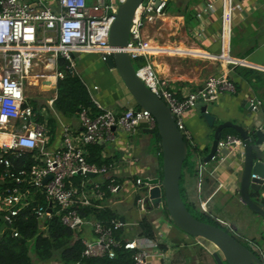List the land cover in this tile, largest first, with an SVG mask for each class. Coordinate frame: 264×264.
I'll use <instances>...</instances> for the list:
<instances>
[{"label":"built area","instance_id":"2783aa9c","mask_svg":"<svg viewBox=\"0 0 264 264\" xmlns=\"http://www.w3.org/2000/svg\"><path fill=\"white\" fill-rule=\"evenodd\" d=\"M125 2L57 0L53 7L47 0H0V212L4 213V220L10 226L14 218L32 204L36 195H42L45 205L33 207L42 230L46 229L45 221L55 214L61 215L63 225L72 230L91 227V238L83 237L84 232L78 237L84 245L85 257L115 259L117 251L123 249L132 253L134 264H151L153 258L165 256L158 239L140 236L127 239L123 234L117 235L125 227L120 218L107 224L99 220L91 222L81 215V209L102 208L101 202L109 195L117 194L122 187L112 176L115 165L90 163L88 148L106 141L115 142L116 131L131 136L141 125L152 130L157 127L148 110L131 108L119 112L103 104L94 95L100 86L85 82L77 69L76 56L97 53L105 62L106 56L116 51L110 44V33L119 8ZM168 2L144 0L132 19L128 45L122 50L133 62L144 59V64L136 70L137 76L169 107L184 140L195 147L186 128L185 113L197 109L199 103L210 105L225 93L235 94L237 88L229 77L231 70L212 75L201 87L187 92L177 90L159 75L152 61L157 49L147 41L144 31L146 26L165 16ZM218 3L221 6L222 50L216 59L232 66L242 65L243 61L233 58L230 50L234 0L207 1L197 16L204 18L216 10ZM47 55V71L52 73H45L40 78H53L54 87L51 88L56 90L58 81L67 73L81 77L97 110L93 113L91 109H82L79 114L82 130L74 133L65 126L62 145L56 149L50 146V126L37 120L40 114L26 96L33 65ZM59 57L68 62L66 70L59 67ZM55 99L56 96L48 104L53 106ZM250 106L253 112H257L263 103L251 101ZM247 146V141L240 136H222L212 161L221 160L225 151L238 155L242 161ZM24 153L33 154V164L27 172L23 170L16 174L12 172L15 168L12 157L19 159ZM203 158L198 163L199 185L203 178L201 170L206 171L208 165ZM97 176H102L104 181H92ZM8 179L13 184L5 188ZM145 185L148 184L141 178L134 181L135 189ZM146 200L145 194L136 199L141 212L146 210ZM215 220L223 227L230 226L220 218ZM14 236L19 237L18 232H14ZM254 248L259 251L264 264V249L260 250L256 244Z\"/></svg>","mask_w":264,"mask_h":264},{"label":"crops","instance_id":"0c3cea01","mask_svg":"<svg viewBox=\"0 0 264 264\" xmlns=\"http://www.w3.org/2000/svg\"><path fill=\"white\" fill-rule=\"evenodd\" d=\"M47 1L53 7L56 6L57 0ZM207 1L210 0H201L198 4L195 3L196 8H171V13H166L159 20L166 23L165 26L175 28L176 36L178 34H182V36H180V39L176 37L174 41L163 45H159L154 41H151L150 44L153 48L168 47L170 49L185 50L192 54L204 52L211 57H195L192 55L182 57L183 55L180 56L181 54L178 53L157 52L152 57L154 67L162 78L169 80L177 90L184 92L198 89L212 75L223 74L231 70L229 77L234 81L237 92L235 94L225 93L214 99L209 105L212 107V114L216 117V125L232 122L244 127L251 135L252 132L256 133L258 130H261L264 134V100L259 99L254 86L248 80L236 73L234 70L236 66L216 59V56H219L222 50L220 4L218 3L216 10L204 16V18L199 19L197 16L198 11L203 9L202 7ZM234 7L230 45L231 56L243 61L242 66L264 72V0H234ZM194 9L196 10L194 22H187L186 18L179 13L194 11ZM243 31L248 33V38L239 45L235 44V39ZM234 44L240 46V48L235 47L233 49ZM186 60H189V63L199 62L194 68L195 71L200 73L192 75L193 68H190L188 63L181 62ZM78 62L81 63L82 68H80ZM76 64L85 82L100 86V90L94 94L98 100L116 111L123 112L127 110L124 106L125 101L122 91L100 54L88 53L76 56ZM47 80H50L51 83L49 88L54 87L53 78L45 81ZM262 94L264 95V92ZM259 100L263 103V106L259 111L253 112L250 103ZM51 118L56 123L54 132L51 133L50 131L51 149H56L62 145V130L65 126L70 127L74 133H79L82 130L80 116L78 115L65 117L55 112L54 116H47L46 122L50 126V130H52L49 121ZM184 121L187 130L192 135L195 149L198 150L197 161L201 157H207L214 139L215 128H211L206 124L199 108L186 112ZM148 130L150 129L146 125H141L138 131L131 136H124L121 132L116 131L115 142L106 141L100 144V148L95 149L93 146L88 148V158L93 154L101 160L108 159L115 165L116 168L112 176L122 186L117 194L108 196L100 205L102 208H108L118 218L124 219L125 227L122 234L127 239L139 236V223L142 219L147 218L151 222L155 232L154 239L160 241L161 249L165 253L163 258H153L151 264H217L213 256L215 248L212 244H208L204 240H196L197 238H193L179 230L166 213H161L164 210L152 208L150 212L146 210L141 212L137 206L136 199L138 196L145 194L149 198L151 188H149V185H145V187L136 188V190L134 181L138 178L143 180L161 179L163 176L161 140H158L155 133H148ZM250 145L252 146V144ZM263 147L253 144L252 153L254 155L261 154V159L264 161ZM206 150H208L207 155L203 154L198 157L200 151L207 152ZM207 168V174L202 176L201 185H199L201 177H197L196 174L186 175L188 197L198 203V207L204 213L213 218L226 221L233 230L232 232L242 241H246V243L248 242L253 246L255 244L261 245V236L264 234V219L255 214L239 199L244 162L240 160L238 155L225 151L221 160L210 162ZM103 181L104 178L102 177L100 181L95 182ZM260 196L264 199V191L261 192ZM117 205L122 207L121 212L120 207L119 209L115 207ZM90 221L96 220L91 219ZM82 232L87 238L92 237L90 226L82 228ZM34 264L62 263L53 260L35 262Z\"/></svg>","mask_w":264,"mask_h":264},{"label":"water","instance_id":"95a60500","mask_svg":"<svg viewBox=\"0 0 264 264\" xmlns=\"http://www.w3.org/2000/svg\"><path fill=\"white\" fill-rule=\"evenodd\" d=\"M143 2L144 0H126L120 6L110 33V44L116 48V51L112 55L106 56L105 64L122 91L125 108L148 110L156 120V128L161 138L163 176L161 179L144 180L152 187L149 198L145 202V209L147 212H150L152 208L165 209L179 230L193 238H199L212 244L215 248L213 256L217 264H263L257 249L250 250L223 227H217L196 219L189 212L182 198L180 182L183 165L187 157V143L182 132L178 129L169 107L154 95L137 76L133 61L122 50L128 45L132 19ZM198 108L206 124L215 128L214 139L209 154L203 159L204 163L212 162L224 130L234 129L241 138L247 141L246 154L242 159L244 170L239 199L245 206L264 219V199L260 196L261 192L264 191V161L261 159V154L254 155L252 153L253 144L264 146L263 132L258 130L255 133L256 137H253L244 127L232 122L216 125V117L212 114L211 106L199 103ZM155 132V129L148 130V133ZM217 160L218 158H216ZM120 219L122 223H125L123 218ZM262 240H264V234H262ZM257 246L260 250L264 247L260 244H256Z\"/></svg>","mask_w":264,"mask_h":264},{"label":"trees","instance_id":"16d2710c","mask_svg":"<svg viewBox=\"0 0 264 264\" xmlns=\"http://www.w3.org/2000/svg\"><path fill=\"white\" fill-rule=\"evenodd\" d=\"M173 3V0H169L166 10L167 14H170L172 11L171 8H174ZM195 3L198 4V0H193L186 8H196L197 5H195ZM179 13L186 18L187 22H194L196 19L195 9L194 11L191 10ZM139 61L141 63L145 62L144 59ZM58 65L62 70H66L68 62L59 57ZM234 70L237 74L248 80L254 86L259 99L264 100V95L262 94V92H264V72L242 65L236 66ZM56 95L57 96L53 103V108L56 113L65 117H72L76 115L79 116L81 110L84 108L91 109L93 113L97 111L82 78L77 75L67 73L65 78L60 79L57 83ZM33 107L35 110H37L36 105ZM49 121L52 126L51 133H53L56 129V123L53 118H51ZM155 131V135L157 136L158 140H161L157 128ZM252 133V136L256 137L255 132ZM227 134L239 136V134L234 129L224 130L222 136ZM93 147L95 149L100 148V145L98 144ZM188 150L187 143V157L183 165V171L184 169L188 170L190 167L188 158L192 154ZM206 151L207 152L203 151L202 153L207 155L208 150ZM197 152L198 150L192 149L194 161L196 160ZM32 156V153H24L19 159L12 157L15 166L12 172L15 171L14 173L16 174H19L23 170L27 172L33 164ZM88 161L98 165L111 163L110 160H101V158H98L93 154L88 158ZM198 174L199 167H197V177ZM182 179L183 173L181 182ZM12 184L13 181L8 179L5 188L10 187ZM181 195L183 198L182 188ZM39 204L45 205V200L42 195H36L32 204L29 207L24 208L19 213V215L14 218V221L10 226L7 225L4 220V213L0 212V264H34L35 262H49L53 260H56L62 264H134L132 253L123 249L117 251V257L115 259H109L107 256L102 258L85 257L83 255L84 245L82 244L81 239L78 238L79 234L77 235L75 230L63 225L61 215L55 214L51 219L45 221L44 225L46 226V229L42 230L41 223L33 211V207ZM198 209L202 213H200V216L195 215L188 208L189 212L196 219L217 227H223L215 219H211L210 216L200 210V208ZM164 211L168 215L165 209ZM81 215L88 220L95 219L107 224L118 218L108 208L106 209L97 207L81 209ZM14 232H18L19 237H15ZM228 232L236 236L233 232ZM120 234H122V232L118 233L117 235L120 236ZM139 236L152 239L155 237L154 227L147 218L142 219L139 223ZM236 237L245 245L241 238L238 236ZM31 244L33 245V248H31Z\"/></svg>","mask_w":264,"mask_h":264},{"label":"rangeland","instance_id":"374dc122","mask_svg":"<svg viewBox=\"0 0 264 264\" xmlns=\"http://www.w3.org/2000/svg\"><path fill=\"white\" fill-rule=\"evenodd\" d=\"M192 1L193 0H173L174 8H176V7L186 8L188 6L187 4H189V2H192ZM199 1L201 2V0H198V2ZM165 24L166 23L159 20L154 24H149L148 26H146L145 31H144V35L147 38V41L150 43H151V41H154L155 43H157L159 45H163V44L169 43L170 41H174V39L176 37H178L180 39V36H182V34H178L176 36L175 35V28L173 29L169 26H165ZM239 35L237 36V38L235 39V42H234L237 45H239L240 43H242V41H245L248 38V36H247L248 33L246 31L240 32ZM235 44L233 46V49L235 47L240 48V46H236ZM161 49H170V48L167 47V48H161ZM172 49H174V48H172ZM181 51H185V50H181ZM200 52H202V51H200ZM170 53H172V52H170ZM185 55H192L195 57H203L200 54H192L188 51L182 52L180 56L185 57ZM47 57H48V55L42 56L40 60L35 62L32 70L30 72V77L28 79V84H27V88H26V96L29 99V102L32 106L36 105V107H37L36 111L40 114L39 117L37 118V120L41 123L46 122L47 116L51 117V116H54V114H55V110H54L53 106L48 104V102L56 96V90H52L53 88L47 89V88H49V86L51 84L50 80H48L49 83L46 84L47 81L40 78L45 73H49L50 75L52 73V72L50 73L47 71V67H46V62H47L46 58ZM181 62L188 63V66H190V68H193L192 75H196V74L200 73V72L195 71V68H194V66L199 64L198 61H196L198 63H195V62L189 63L190 62L189 60L181 61ZM133 63H134L136 70H138L144 64V63H141L140 61H134ZM78 64H79L80 68H82L81 63L78 62ZM204 66H206V65L204 64ZM79 73L81 74V72H79ZM186 142L188 143V149H189L188 151L192 155L189 156V158H188V163L190 165L189 169L188 170L184 169V171H183V179L181 182L182 194H183V199H184L187 207L195 215L200 216L201 212L198 209L199 208L198 203L191 200L187 195L188 187L186 186V184H187L186 175H195L197 173L198 161H197V159L195 161L193 160L194 156L192 153V149H195V147L192 146L191 142H188V141H186ZM202 155H203V153L200 151V155L198 157H201ZM205 168H206V171L204 169L201 170L202 176L207 174L208 168H207V166ZM198 176H200V172H199ZM101 179H102V176H97L92 181H100ZM115 207L119 209L120 205H117ZM120 208L121 209H119V210L121 212L123 209H122V207H120ZM162 212L166 213L165 211H161V213ZM159 213H160V211H159ZM208 216H210V215H208ZM210 218L213 220L215 219L211 216H210ZM223 228L228 230V231H232L230 226L229 227H223ZM75 231L77 232V235L82 234V230H75ZM247 233H249V232H247ZM76 237H78V236H76ZM83 237H84V235H83ZM196 240H201V239L197 238ZM243 242L245 243L246 247L248 246L250 250H253L254 246L252 244H248V242L246 243V241H243ZM263 242H264V240H262V242H261L262 246H264ZM31 248H33L32 244H31Z\"/></svg>","mask_w":264,"mask_h":264},{"label":"bare ground","instance_id":"6f19581e","mask_svg":"<svg viewBox=\"0 0 264 264\" xmlns=\"http://www.w3.org/2000/svg\"><path fill=\"white\" fill-rule=\"evenodd\" d=\"M155 49H157L156 50V53L157 52H165V53H170V52H172V53H178V54H181L182 52H185V51H181V50H178V49H161V48H155ZM199 54V53H198ZM200 55H202V56H207V57H211V56H208L206 53H200ZM43 80H46V79H43Z\"/></svg>","mask_w":264,"mask_h":264}]
</instances>
